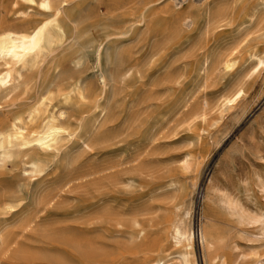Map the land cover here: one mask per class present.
<instances>
[{
	"label": "rangeland",
	"instance_id": "rangeland-1",
	"mask_svg": "<svg viewBox=\"0 0 264 264\" xmlns=\"http://www.w3.org/2000/svg\"><path fill=\"white\" fill-rule=\"evenodd\" d=\"M60 1L63 38L28 74V96L0 89V119L21 115L31 102L24 99L35 95L48 110L59 106L57 90L77 76L90 90L84 104L65 105L70 135L42 155L39 174L25 178L19 164L0 166V203L20 202L10 212L0 206V264L89 263L76 242L95 253L124 249L125 260L138 262L153 235L133 246L116 239L108 214L124 219L129 230L130 216L156 208L164 227L177 211L189 221L196 264H207L200 229L219 231L236 264H264V63L256 64V56L264 60V0H54ZM221 3L230 16L211 27L209 15ZM252 10L250 22L245 15ZM43 18L35 4L0 0V36ZM235 45L234 66L213 68V53ZM115 68L116 82L98 83V72ZM237 88L242 98L225 104ZM98 97L109 113L92 133ZM137 154L145 173L131 188L117 189L103 177L106 164ZM171 177L179 190L161 196L157 183ZM67 178L77 180L62 187ZM53 194L38 221L21 232L23 218ZM153 243L173 250L167 235Z\"/></svg>",
	"mask_w": 264,
	"mask_h": 264
},
{
	"label": "bare ground",
	"instance_id": "bare-ground-1",
	"mask_svg": "<svg viewBox=\"0 0 264 264\" xmlns=\"http://www.w3.org/2000/svg\"><path fill=\"white\" fill-rule=\"evenodd\" d=\"M18 1L19 0H15V3ZM25 1L35 4L38 9L42 10L44 18L39 20L38 23L29 30L23 32H7L0 36V62H2L3 65L1 66L2 69H0V89L8 92H17L22 95V97L25 95L28 96L31 91L32 80L28 74H31L32 70L37 68L41 57L52 45L61 40L65 33L64 26L59 20L61 14V1L57 4L54 0ZM230 8L232 7L230 6ZM229 13L226 5L222 3L219 4L209 15V26L219 27L223 21L228 19L230 16ZM245 16L248 17V21L251 22L255 19V12L252 10L251 13H246ZM243 24L244 22H241L240 26ZM96 50L95 59L97 64H99L101 63L100 49L98 48ZM238 50V45L228 49H218L212 55L211 65L213 68L222 70L231 69L235 64V56ZM263 63L264 60L256 56V64L258 67H263ZM258 67H256V69ZM119 76L118 69L115 68V70L109 74L98 72L97 80L99 84L105 87L108 81L114 83ZM89 90L90 89L85 84L84 78L82 76H77L57 90L60 93L59 97H61V103L51 110L46 108L44 102L45 98L40 100L38 95H35L33 98L25 97V101H31L27 110L21 115L6 116L0 119V166L4 167L7 163L10 166L19 164V166L21 165L20 174L21 176H25V178H30L39 174L45 165L42 155L52 152L65 136L70 135L69 127L66 124L65 105L84 104L87 101ZM243 94L244 90L242 88L235 89L225 98V104H235L242 98ZM51 97L52 96H50V98ZM93 106L97 115L91 125L93 128L92 133L100 120L105 121L109 113L108 105H102L99 101V97L96 99ZM82 144L88 147V139H82ZM141 157V154H137L115 161L114 163L106 164L102 170L104 172L103 177L112 179L109 182L113 186H116L117 189L119 187L125 189L131 188L136 182V179L140 178L142 174L145 173V167L141 161ZM108 179H106V181H108ZM74 180H77V178H67L62 184V187L68 186ZM178 184L179 182L171 177L157 183L155 190L161 196H171L177 191ZM55 196L56 195L53 194L46 200L42 199L44 201L41 200L43 205L40 209H37L33 213H29L23 218L21 222V232L31 228L38 221L39 214L46 209L47 205L52 203ZM18 200L19 199H4L0 203L1 210L5 212L12 211L19 206L20 202H18ZM157 211H159V208L147 210L144 213V217H140L139 215L130 216L127 220L129 230L125 229L124 219L118 216L110 217V213L108 214L109 219L113 221L114 231L119 234L116 239H126L128 244L133 246L137 243L145 242L147 236H154H151L154 238L151 245L147 244L144 249H138L140 252L144 253L141 255L142 257L138 262H136L137 258L134 259L136 261L130 262L128 259L126 260L129 262L126 261L124 258L125 250L122 248V250H119L117 253L103 252L101 250L95 253L89 244L84 245L76 242V252H82L84 259L90 262H73V264H196L192 255V239L194 238V232L191 231L189 227V221L187 222L184 220L181 216L182 214L180 215L177 211L170 221L169 226L164 227L161 221H157L159 219L156 214ZM115 214L117 215V213ZM163 235L168 236L169 243L173 249L172 251L169 250V252H166L167 250L155 247L156 245L153 242L159 240ZM199 238L201 245L206 251L207 264H236L237 258L232 254L231 248L222 245L219 231L200 229ZM0 243L5 244V239L1 230ZM16 243V238L9 240V242L6 243V248L9 249ZM216 247H221V250L217 251V249H215L214 252L209 253V251Z\"/></svg>",
	"mask_w": 264,
	"mask_h": 264
}]
</instances>
